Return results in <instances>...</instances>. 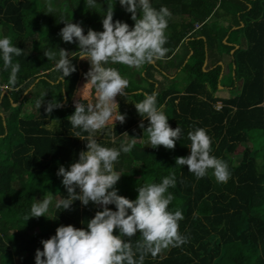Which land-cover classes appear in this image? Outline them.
Masks as SVG:
<instances>
[{
    "label": "trees",
    "instance_id": "16d2710c",
    "mask_svg": "<svg viewBox=\"0 0 264 264\" xmlns=\"http://www.w3.org/2000/svg\"><path fill=\"white\" fill-rule=\"evenodd\" d=\"M244 9L237 0H0V86L12 91L0 99V159L11 162L0 167V233H14L0 234V264H264V0ZM213 45L229 54L221 83L217 60L204 68ZM161 60L159 79L150 70ZM227 78L242 82L231 98L219 96ZM120 80L127 120L104 126L98 91ZM10 98L22 101L13 108ZM125 132L142 142L126 143ZM9 211L27 230L8 225Z\"/></svg>",
    "mask_w": 264,
    "mask_h": 264
},
{
    "label": "rangeland",
    "instance_id": "374dc122",
    "mask_svg": "<svg viewBox=\"0 0 264 264\" xmlns=\"http://www.w3.org/2000/svg\"><path fill=\"white\" fill-rule=\"evenodd\" d=\"M138 1H142V0H138ZM243 1H239V3L241 4ZM220 13H224V14H226L227 12H225L223 9L221 10L220 9V11H219ZM229 14V13H228ZM232 15V14H231ZM215 18V17H214ZM230 18H232V17H230ZM242 18L244 19V20H246L247 18H246V16L245 15H242ZM221 21H224V24H223V26H219L220 28H227V30H228V20H226V19H224V18H222L221 19ZM214 23H212L211 25H209V26H207L206 27V29L207 30H210L211 28H212V25H213ZM242 28V27H241ZM103 31H104V29H103ZM107 33V30H105V34ZM232 39H234L233 37H232ZM207 43V42H206ZM137 54V53H136ZM183 54H184V51H183ZM229 56V54L228 53H226L224 50L222 51V53H221V49H220V47H217V45L214 47V45H213V47H212V49L211 50H209L208 51V56H207V58H208V61L209 62H215L216 60L218 61V66L220 67V64L221 63H224L225 64V62H226V58ZM110 56H107V61H109V62H111V59L110 58H112V56L109 58ZM142 56H140V54H137V55H135V58H134V63L136 64V66L134 67V69H135V71H136V73L137 74H142V76H144V74H145V72H149L147 69H145L144 68V70L143 69H141V64L144 62V59L143 58H141ZM219 57L220 58H222V60L221 61H219ZM190 58V57H189ZM188 58V59H189ZM118 59H116V62H118L117 61ZM112 61H113V59H112ZM115 61V60H114ZM162 62V63H161ZM161 62H159L158 64H159V67L155 70V69H153V70H150V71H152V73L153 74H156V78H159L160 79V69H164V61L163 60H161ZM206 63V62H205ZM144 65H145V63L143 64V67H144ZM172 69V68H171ZM170 69V73L172 74V70ZM142 73H141V72ZM173 71H175V70H173ZM223 73H224V71H222ZM229 74V69H228V73H224V75L222 74L220 77H221V79H223V77L225 78L226 77V75H228ZM170 76H172V75H170ZM116 81H117V79H116ZM121 81V80H120ZM135 81H136V75H135ZM122 82V81H121ZM147 83H148V81L147 80H144L142 83H140L139 81H137V83L136 84H138V85H141V86H146L147 85ZM181 83H183V81L181 82ZM119 88L120 87H118V86H116V88H115V90H112V91H109V93H105L103 90L101 91V90H99L98 91V94L101 96V95H104V97L106 98V103L102 106V108H101V110H100V112H102L103 111V117H104V120H105V122H106V124L104 125V126H106V125H114V124H112V123H117L119 120H127V115H125L124 116V113H123V109H126V110H128V111H130V104H132V101H131V98H126V96L124 95V94H122V95H120L119 94ZM131 90H132V88H131ZM130 90V91H131ZM120 91H122V89H120ZM135 92V91H134ZM133 92V90L131 91V93L130 92H128V94H133L134 93ZM239 92V91H238ZM237 92V93H238ZM90 94H89V84H87V83H84V84H82V85H80V87H79V90H78V97H82V98H87L88 96H89ZM76 102V104L78 105V102L77 101H75ZM112 104H113V106H112ZM27 114H28V112H27ZM169 115H170V111H169ZM124 117V118H123ZM164 119H165V116H162V118H161V120L162 121H164ZM128 133L127 132H125L124 133V135H123V137H124V140H125V142L126 143H136V144H140L141 142H142V140H136V141H130L129 140V137H128V135H127ZM243 150H244V146L242 145V146H240L238 149H237V152H236V154H242V152H243ZM89 155H90V157H91V159H92V161H96L95 160V155H94V153H89ZM241 157H237V159L235 160V162H234V165L235 166H239V164H240V161H241V159H240ZM117 181V180H119V176H117V175H115L114 176V181ZM35 183V182H34ZM102 190H105V188H103ZM109 191H110V188H109ZM106 193H107V191H106ZM56 207V205H54L53 206V209ZM50 210H51V207H50ZM49 213L52 215V211H49ZM8 214H13V216H14V212H12V211H9V213ZM3 215H4V213H3ZM15 217H16V222H14L13 224H11L10 223V221H9V219H7L6 221L8 222V225H9V223H10V226H17V227H19V229L20 230H22V231H25V230H27V224L26 223H24L23 221H22V219H20L19 217H18V215H16L15 214ZM11 222H13V221H11ZM2 227V226H1ZM1 232H3V231H1ZM5 232V234H8L9 236H11V235H13L14 233H7V231H4ZM3 232V233H4ZM2 233V234H3ZM1 234V233H0ZM2 234H1V236H2ZM4 235V234H3ZM4 239V238H3ZM6 242V241H5ZM6 245H8V247H11L12 246V244H10L9 243V240H8V243L6 242ZM0 248L1 249H6L7 247L5 246V244H0ZM15 261V260H14Z\"/></svg>",
    "mask_w": 264,
    "mask_h": 264
},
{
    "label": "crops",
    "instance_id": "0c3cea01",
    "mask_svg": "<svg viewBox=\"0 0 264 264\" xmlns=\"http://www.w3.org/2000/svg\"><path fill=\"white\" fill-rule=\"evenodd\" d=\"M237 1H243L242 2V4H244L246 7H247V9H244L243 11H245L246 13L250 10V9H252V2H255L256 0H237ZM224 10V9H223ZM220 11V9L218 10V12ZM225 11V10H224ZM220 13V12H219ZM237 15H238V17H240V13L238 12L237 13ZM223 16L224 17H226V14H224V13H220V19H222L223 18ZM241 19V18H240ZM229 21H228V25L229 24H231V22H233V20H230V19H228ZM241 27L243 28L244 27V23L242 22L239 26H234L233 28H231V32L232 31H236V30H238V29H241ZM201 29V28H200ZM230 38V34H227L226 35V37H225V39H224V42H226L228 39ZM202 39H204L205 40V38H204V36L202 37ZM229 46L230 47H232V46H234L233 44H229ZM236 49H238V47H236ZM236 49H234V50H232L231 51V55L233 56L234 55V52H235V50ZM182 51H184V48H182ZM182 51L180 50V52L178 53V54H180V55H183V53H182ZM193 55V52H190V54H189V56H188V58L189 57H191ZM140 56H142L141 58H145L143 55H140ZM187 58V59H188ZM186 59V61H185V64L187 63V60ZM229 61V57H227L226 58V62H228ZM144 62H145V60H144ZM144 62L141 64V69H143V64H144ZM226 62H225V64L224 63H221L220 64V66H222L221 68H222V71H224V73H228V70L226 69ZM152 63H154V62H151V64ZM208 63H209V65L210 66H212V65H214V61L213 62H209L208 61V58H207V60H206V65L204 66V68L208 65ZM136 66V64L134 63V67ZM208 67V66H207ZM215 67H217V66H214L212 69H214ZM141 72V71H140ZM142 73V72H141ZM224 73L222 72V74L224 75ZM230 73V72H229ZM38 82V81H37ZM124 83L125 84H123V83H120L121 85L119 86L120 88H119V90L120 89H124V87L127 85V83L124 81ZM220 83H221V78H220ZM4 86H0V91L2 92V94H1V101H2V99L6 96V95H8L9 96V93L10 92H12L11 90H10V88H8L7 86H5L4 88H3ZM35 87V84L34 85H32L26 92H25V94H24V96L25 95H27L28 93H30L32 90H33V88ZM115 88H116V86L115 85H113L112 86V88H111V91L112 90H115ZM241 88H242V82H233V79L232 78H227L226 79V81H225V84H224V82H223V85L222 86H220L219 87V89H220V91H222V92H220V94H219V96H221V97H224V98H231V97H234V96H236V95H238L237 94V92L238 91H240L241 90ZM113 92V91H112ZM1 101H0V104H1ZM10 101H11V104H12V107L13 108H16L19 104H20V102L22 101V99H19V102L18 103H14V101H13V99L12 98H10ZM130 106H131V104H130ZM132 108V107H131ZM32 110V107H31V105L30 104H28V105H26L23 109H22V113L23 114H27V112L29 113L30 111ZM10 112V111H9ZM8 114V112L7 113H4L1 109H0V116L2 117V120H3V124H4V126H6L5 125V119H6V115ZM7 134V131L5 132V134H3V135H0V138H2V137H4L5 135ZM5 152L4 151H2V153L1 154H4ZM1 160H4V162H2ZM6 160V155H3L2 157H1V159H0V167H5V166H10L11 165V162L8 160V161H5ZM2 211H4L3 209H0V213L2 212ZM5 218H6V220L7 219H9V221H10V223L11 224H13L14 222H16V217H15V214H14V216H13V214H8V213H6L5 214ZM11 221H13V222H11ZM9 232V231H8Z\"/></svg>",
    "mask_w": 264,
    "mask_h": 264
},
{
    "label": "water",
    "instance_id": "95a60500",
    "mask_svg": "<svg viewBox=\"0 0 264 264\" xmlns=\"http://www.w3.org/2000/svg\"><path fill=\"white\" fill-rule=\"evenodd\" d=\"M205 65H206V63H205ZM81 74H82V71L80 72ZM123 84H124V82H122ZM78 84H79V82H78ZM78 84H77V88H78ZM66 102V97H65V99H64V102H63V104Z\"/></svg>",
    "mask_w": 264,
    "mask_h": 264
},
{
    "label": "built area",
    "instance_id": "2783aa9c",
    "mask_svg": "<svg viewBox=\"0 0 264 264\" xmlns=\"http://www.w3.org/2000/svg\"><path fill=\"white\" fill-rule=\"evenodd\" d=\"M4 88V87H3ZM220 106H221V104H220Z\"/></svg>",
    "mask_w": 264,
    "mask_h": 264
},
{
    "label": "bare ground",
    "instance_id": "6f19581e",
    "mask_svg": "<svg viewBox=\"0 0 264 264\" xmlns=\"http://www.w3.org/2000/svg\"><path fill=\"white\" fill-rule=\"evenodd\" d=\"M125 84V83H124Z\"/></svg>",
    "mask_w": 264,
    "mask_h": 264
},
{
    "label": "clouds",
    "instance_id": "9594fccd",
    "mask_svg": "<svg viewBox=\"0 0 264 264\" xmlns=\"http://www.w3.org/2000/svg\"><path fill=\"white\" fill-rule=\"evenodd\" d=\"M5 87V86H4Z\"/></svg>",
    "mask_w": 264,
    "mask_h": 264
}]
</instances>
